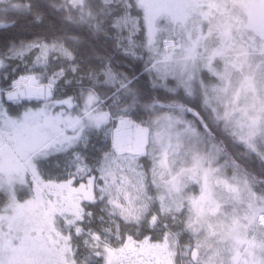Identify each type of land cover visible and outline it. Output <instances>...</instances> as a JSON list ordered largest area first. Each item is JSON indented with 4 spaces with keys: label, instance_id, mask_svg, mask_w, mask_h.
<instances>
[{
    "label": "snow or ice",
    "instance_id": "1",
    "mask_svg": "<svg viewBox=\"0 0 264 264\" xmlns=\"http://www.w3.org/2000/svg\"><path fill=\"white\" fill-rule=\"evenodd\" d=\"M0 264H264V0H0Z\"/></svg>",
    "mask_w": 264,
    "mask_h": 264
}]
</instances>
